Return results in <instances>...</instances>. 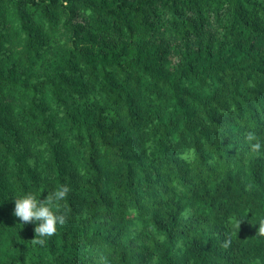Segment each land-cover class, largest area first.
Masks as SVG:
<instances>
[{
    "label": "trees",
    "instance_id": "16d2710c",
    "mask_svg": "<svg viewBox=\"0 0 264 264\" xmlns=\"http://www.w3.org/2000/svg\"><path fill=\"white\" fill-rule=\"evenodd\" d=\"M248 132L264 0H0V264H264ZM61 185L34 246L15 198Z\"/></svg>",
    "mask_w": 264,
    "mask_h": 264
},
{
    "label": "clouds",
    "instance_id": "9594fccd",
    "mask_svg": "<svg viewBox=\"0 0 264 264\" xmlns=\"http://www.w3.org/2000/svg\"><path fill=\"white\" fill-rule=\"evenodd\" d=\"M245 139L250 142V149L253 152L259 153L261 148L264 147L261 138L254 132L246 133ZM188 152L191 154L192 150L189 149ZM184 158L185 156L182 154L181 159ZM28 164L30 167L35 166V161L29 160ZM70 191L69 186L61 185L54 192L49 193L43 200L32 193L15 198L13 215L24 224L36 222L37 226L34 229L35 238L30 242L32 245L44 246L47 238L56 234L57 226L65 223L66 215L59 210L58 202L64 200ZM240 223L241 221H236L238 227H240ZM258 226L256 234L264 236V218L259 220ZM229 244L230 241L226 240L224 246L228 247Z\"/></svg>",
    "mask_w": 264,
    "mask_h": 264
}]
</instances>
